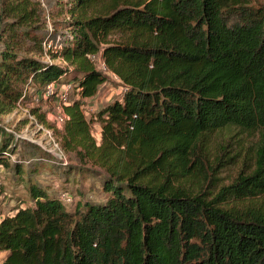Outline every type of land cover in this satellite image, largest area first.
Returning <instances> with one entry per match:
<instances>
[{"label": "trees", "instance_id": "16d2710c", "mask_svg": "<svg viewBox=\"0 0 264 264\" xmlns=\"http://www.w3.org/2000/svg\"><path fill=\"white\" fill-rule=\"evenodd\" d=\"M51 2L0 0V116L29 90L52 84L60 100L68 85L75 97L56 133L100 169L104 198L66 208L11 164L18 140L0 122V167L25 177L28 198L0 219V264H264V0ZM100 63L122 92L86 119L83 101L108 77ZM224 130L257 133L259 144L207 192L202 182L214 187L239 161L228 143L211 149Z\"/></svg>", "mask_w": 264, "mask_h": 264}, {"label": "rangeland", "instance_id": "374dc122", "mask_svg": "<svg viewBox=\"0 0 264 264\" xmlns=\"http://www.w3.org/2000/svg\"><path fill=\"white\" fill-rule=\"evenodd\" d=\"M47 8H52L51 0H44ZM119 36L112 35L111 39ZM54 44V42H52ZM53 91V90H52ZM58 91V90H57ZM122 92L121 83L117 78L108 76L107 81L99 86L98 94L83 101V111L86 119L94 115L99 108L107 105L112 100L119 98ZM68 102L75 96L68 89ZM50 96V97H49ZM47 96L43 90L35 92L29 90L26 99L11 113L0 116L1 124L17 138L15 154L11 158V164L18 161L23 170L35 173L29 177L42 186H46L51 192L62 198L66 208L71 209L77 202L94 201L99 202L104 198L98 184V168L90 167L79 162L74 154L67 153L61 147L57 130L60 126L54 117L58 113L60 101L58 92ZM36 111L35 114L32 111ZM44 116V121H39L38 116ZM91 133L96 142L100 140V128L98 124L91 125ZM57 145L55 148L51 141ZM259 134L242 133L237 130H224L212 136L211 149L222 144H230L229 147L237 148L239 161L237 164L226 167L216 176L217 180L208 186L205 181L202 185L207 186V192H216V186L229 184L236 172L242 167L243 161L251 164V155L259 144ZM58 151V152H57ZM62 152L64 157L61 161L57 154ZM81 169V170H80ZM83 169V170H82ZM188 191H198L197 184L193 185L191 180L183 183ZM203 187V186H202ZM27 201L25 191V177L18 179L11 169L0 167V219L7 215L19 200ZM1 258L3 254L0 253Z\"/></svg>", "mask_w": 264, "mask_h": 264}, {"label": "built area", "instance_id": "2783aa9c", "mask_svg": "<svg viewBox=\"0 0 264 264\" xmlns=\"http://www.w3.org/2000/svg\"><path fill=\"white\" fill-rule=\"evenodd\" d=\"M38 2H40L41 4L44 5V0H36ZM46 25H47V28H46V33H45V36H44V40H43V46L45 48V50L47 49H50L51 48V44H52V39H53V33H54V29H53V26L50 22V18L49 16L46 17ZM59 49V46L57 47ZM90 60H94L95 57L94 56H90L89 57ZM100 71L103 73V74H107L108 76H113L114 78H117L114 74L110 73L109 70L107 69V67L104 65V63H100ZM68 89H69V86L66 85V86H63V92L60 96V106L58 107L59 111L58 113L56 114V116L54 117L55 119V122L58 124V125H61L63 124L64 120L66 119V114H65V111H64V106H66L68 104ZM53 90V86L52 84H49L47 87H46V94L47 96L51 95L52 94V91ZM53 146L55 148H57V145L56 143L52 140L51 141ZM58 152V151H57ZM57 157L58 159L61 161L64 157L62 156V152H59L57 154ZM1 253V252H0ZM3 257L1 258V255H0V263L2 261Z\"/></svg>", "mask_w": 264, "mask_h": 264}, {"label": "crops", "instance_id": "0c3cea01", "mask_svg": "<svg viewBox=\"0 0 264 264\" xmlns=\"http://www.w3.org/2000/svg\"><path fill=\"white\" fill-rule=\"evenodd\" d=\"M3 217V216H2ZM3 254V257H4V253H2Z\"/></svg>", "mask_w": 264, "mask_h": 264}]
</instances>
